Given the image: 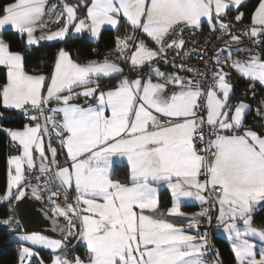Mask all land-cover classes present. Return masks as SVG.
<instances>
[{
    "label": "snow or ice",
    "instance_id": "1",
    "mask_svg": "<svg viewBox=\"0 0 264 264\" xmlns=\"http://www.w3.org/2000/svg\"><path fill=\"white\" fill-rule=\"evenodd\" d=\"M244 4L81 0L87 9L83 18L77 15L81 5L66 2L60 12L48 0H12L0 8V66L6 70L0 122L15 118L6 113L24 117L22 127L0 123L18 153L7 157L8 182L0 201L8 202L11 214L0 224L13 232L24 228L16 218L24 211L14 202L30 192L47 200L53 231L61 236L20 231L17 238L50 249L51 264H206L208 232L200 228L215 220L231 242L235 264H264V225H255V215L264 209V124L260 131L249 127L252 107L232 102L234 84L224 70L227 65L252 88L257 82L264 86V56L241 47L245 38L264 47V0L238 32L225 22L235 11L242 24ZM54 14L63 26L47 32ZM122 21L132 31L114 38L115 60L105 55L81 63L61 48L51 71H26L27 52L41 41L64 40L70 29L98 39L102 26L118 30ZM204 24L224 41L210 50L212 68L202 72L177 64L189 54L184 34L202 32ZM10 30L19 35L22 51L4 39L2 33ZM120 61L129 66L127 73ZM161 63L175 70H161ZM102 79L115 83L103 88ZM255 114L264 121V99ZM121 164L127 166L125 180L114 178ZM162 190L171 197L164 210ZM191 202L201 205L198 212L181 211ZM79 247L86 250L83 256L75 252ZM216 257L213 264H222L218 251ZM34 258L43 264L24 246L18 264H32Z\"/></svg>",
    "mask_w": 264,
    "mask_h": 264
},
{
    "label": "trees",
    "instance_id": "2",
    "mask_svg": "<svg viewBox=\"0 0 264 264\" xmlns=\"http://www.w3.org/2000/svg\"><path fill=\"white\" fill-rule=\"evenodd\" d=\"M11 2L12 0H0V8ZM258 2L259 0H245L244 6L240 9V11L244 13L243 23H250L251 14L254 12ZM85 8L86 7L79 6V11L84 12ZM2 14L3 12L0 11V15ZM236 14L237 13L235 11L230 12L228 14V17L231 21L239 25L241 23L236 22L234 19ZM131 31V27L126 26L122 21L118 30L112 28H104L101 31L99 39L96 41L89 39L87 34H83L82 36L71 35L68 36L65 40L46 42L38 46H33L27 52V59L25 62L26 70L32 72L51 71V63L54 61L57 52L61 48L69 51L71 56L81 63L95 58L103 59L105 55H107L109 59H116L117 54L115 53V51H113V49L115 48L114 38L116 36L131 34ZM2 34L4 39L11 44L12 50H23V43L19 38V35L15 33L14 30L4 31ZM244 47L253 48L254 52H259L262 56H264V47H253V45H251L248 40L247 42H245ZM46 63L48 64V67L44 66ZM224 70H226L227 72H231L230 81L234 84L235 90V95L232 96V102L235 103L239 100H246L251 104L252 111L247 116V123L249 124V127L260 131L259 126L264 124V121L256 118L255 109L258 106L259 101L261 99H264V86L256 83L254 85V88H252L250 87V82L248 80L240 78L238 74L232 71L228 66H225ZM5 79L6 70L2 66H0V83H2ZM116 79H118V77ZM114 83L115 79H102L101 87H111L114 85ZM245 93L247 95H244ZM0 111H3V109L0 108ZM6 114L15 116V118L0 122L3 123L4 127L14 128L21 127L23 125L24 118L19 113L12 112ZM10 150L11 144L9 143V138L4 132L0 131V195L5 192L7 187V157ZM126 172V164L118 165L114 168V177L125 180ZM169 200L170 199L167 194H161L162 204L168 203ZM10 214L11 213L9 211V206L0 205V218H8ZM255 220L258 224L264 225V209L259 210V212L255 215ZM10 235V230L7 227L0 226V264H18V242L11 240ZM214 244L216 246V250L219 252V257L222 261V264H233L234 256L228 243L224 239L215 236ZM85 251L86 250L84 247L75 249L76 254L81 256L85 254ZM42 256L45 261H51L52 254L42 252ZM32 264H36V258L33 259Z\"/></svg>",
    "mask_w": 264,
    "mask_h": 264
},
{
    "label": "built area",
    "instance_id": "3",
    "mask_svg": "<svg viewBox=\"0 0 264 264\" xmlns=\"http://www.w3.org/2000/svg\"><path fill=\"white\" fill-rule=\"evenodd\" d=\"M65 2L66 3L74 2L78 5H81V0H48V6L50 7L51 5L55 4L56 12H60L63 10V4ZM225 20L226 23H229L234 26L232 28L233 32H238L243 26L247 25V23L238 25L233 21H231L228 16L226 17ZM62 23H63V18L60 19L59 23H57L56 15L54 14L52 19L48 21V28L59 26ZM217 35L218 33L210 32L209 28L204 26H203V31L202 32L197 31L195 35L191 33H185L183 38L186 41H189V43H187L186 45L185 51H187L189 54L187 56H183L181 59H177L176 63L177 64L184 63L187 65V67L195 68L202 72L206 70H210L213 65V62L210 61V57L212 56L213 53L210 50L213 48H218L224 43V41H220L216 39ZM225 39H227V37ZM205 41H208V43L206 44ZM245 42H247L246 38L244 39V43L241 45V47H244ZM171 55L172 53H169V56ZM234 55L243 57L241 53H234ZM206 64L208 65V69L205 68ZM160 65H163L167 68H172L171 66H166L163 63H161ZM60 159L61 161H63V156H61ZM43 204L50 209V206L46 199L43 200ZM213 212H215V210H213ZM217 227L218 226L216 225L215 220H213L211 225H208L207 223L204 222H202L201 224L200 231L208 232L209 251L207 255L202 257V259L206 262V264H212L217 259L216 257L217 250L214 244L215 231Z\"/></svg>",
    "mask_w": 264,
    "mask_h": 264
},
{
    "label": "water",
    "instance_id": "4",
    "mask_svg": "<svg viewBox=\"0 0 264 264\" xmlns=\"http://www.w3.org/2000/svg\"><path fill=\"white\" fill-rule=\"evenodd\" d=\"M15 203H19L20 208L24 211V215L17 212V219L24 225L23 230L40 231L49 236L60 238V232L53 231L55 225L53 219L50 218L51 211L43 204V200L34 199L29 192L24 201ZM64 223L65 221L60 218L59 224L63 225Z\"/></svg>",
    "mask_w": 264,
    "mask_h": 264
},
{
    "label": "crops",
    "instance_id": "5",
    "mask_svg": "<svg viewBox=\"0 0 264 264\" xmlns=\"http://www.w3.org/2000/svg\"><path fill=\"white\" fill-rule=\"evenodd\" d=\"M87 2L88 3H90L91 2V0H87ZM67 4H69V5H74V6H76L77 4L76 3H74V2H67ZM77 13H78V15L79 14H81V15H86V13H87V9L85 8V11L84 12H80L79 11V7H77ZM83 18V17H82ZM60 26V25H59ZM61 26H63V23L61 24ZM206 26H208L207 24H204V27H206ZM105 28H107V27H105ZM104 29V28H103ZM102 29V30H103ZM86 32H87V30H84V34H86ZM74 34H76L75 32H74V30H72V29H70V34L68 35V36H71V35H73V36H75ZM67 36V37H68ZM66 37V38H67ZM145 39H146V37H145ZM117 54V53H116ZM73 58V57H72ZM74 59V58H73ZM75 60V59H74ZM159 67L161 68V70H164V71H168V72H171V71H174L173 69H170V68H167V67H165V66H163V65H159ZM128 71H129V66H128ZM127 71V72H128ZM181 75H185L186 73H184V72H181L180 73ZM132 78H135L134 76L132 77ZM22 127V126H21ZM14 128H16V127H14ZM252 130H255V131H258V130H256V129H254V128H252ZM16 154H18L15 150H13V147L11 146V150H10V152H9V155L8 156H10V155H16ZM115 178V177H114ZM7 182H8V177H7ZM7 188V187H6ZM6 191V190H5ZM5 193V192H4ZM4 193L2 194V195H4ZM162 193H164V194H167L168 196H169V202L168 203H166V204H162L161 203V194ZM2 195H0V196H2ZM15 203V202H14ZM0 205H7L8 206V202L7 201H0ZM171 206V197H170V195H169V193L168 192H166V191H161L160 192V208H161V210H164V209H167L168 207H170ZM200 208H201V205L198 203V202H191L190 204H188V205H183L182 206V208H181V211H183V212H185V213H187V214H192V213H196V212H198L199 210H200ZM175 223H177V224H186V221L185 220H183V219H176L175 221H174ZM255 225L256 226H261L260 224H258L257 222H256V220H255ZM190 234H192V235H197V232L195 231V230H193ZM215 236L216 237H218V238H222V239H224L227 243H228V245H229V247H230V244H231V242L229 241V239H228V237H227V234L226 233H224L223 232V228H222V226H218L217 227V229H216V231H215ZM230 249H231V247H230ZM233 254V253H232ZM234 256V255H233ZM213 264V263H212ZM233 264H235V260H234V263Z\"/></svg>",
    "mask_w": 264,
    "mask_h": 264
},
{
    "label": "rangeland",
    "instance_id": "6",
    "mask_svg": "<svg viewBox=\"0 0 264 264\" xmlns=\"http://www.w3.org/2000/svg\"><path fill=\"white\" fill-rule=\"evenodd\" d=\"M78 5V4H77ZM82 6V5H81ZM82 7H84V6H82ZM87 14V13H86ZM77 15H78V13H77ZM86 16V15H85ZM78 17H80V18H82V17H84V15H81V14H79L78 15ZM225 22H226V20H225ZM60 27H62L61 25L60 26H56V27H52V28H48L47 27V29H46V31L47 32H51V31H56V30H58ZM105 27H107V28H112L111 26H109V25H104V26H102V29L103 28H105ZM102 29H101V31H102ZM84 32V31H83ZM83 32H81V33H76V34H74L75 36H82L84 33ZM86 34H87V36H88V38L89 39H91V40H93V41H96V40H98L97 38H95V37H92L91 36V34H90V32H86ZM37 35H40V32L38 31L37 32ZM66 39V38H65ZM64 39V40H65ZM140 39H145V37L144 36H140ZM57 41H61V40H57ZM46 42H56V41H41L40 42V44L39 45H41V44H43V43H46ZM38 46V45H37ZM65 50V49H64ZM65 51H67V50H65ZM69 52V51H68ZM115 53H117V52H115ZM119 54L117 53V56H118ZM241 57V56H240ZM241 58H243V57H241ZM110 60H115V59H110ZM120 63V65H121V67H123L124 69H125V72L127 73V71H128V65L127 64H125L123 61H120L119 62ZM127 68V69H126ZM173 70H175V69H173ZM26 71H28V70H26ZM226 71V70H225ZM29 72H32V71H29ZM172 72V71H171ZM227 72V71H226ZM231 82V81H230ZM258 83V82H257ZM240 101V100H239ZM245 103H248V104H250L248 101H246V100H243ZM251 105V104H250ZM3 219H6V218H0V220H3ZM0 226H3V227H7L9 230H10V237H11V240H13V241H15V242H18V253H19V251L21 250V248L22 247H24V246H29V247H32L33 248V251H35V252H37L38 253V255H39V258L40 259H42L43 260V264H51V261H45L44 260V258H43V256H42V252H45V253H47V254H52V252H51V250L50 249H47V248H43L42 246H32V245H30V243L29 242H23V241H20L17 237H18V234H19V232L20 231H25V230H23V229H21V230H17V232H13L8 226H6V225H2V224H0ZM26 232H28V233H31V232H33V231H26ZM35 232H40V231H35ZM41 234H43V235H46V236H49V235H47V234H45V233H43V232H40ZM50 238H54V239H59V238H55V237H52V236H49Z\"/></svg>",
    "mask_w": 264,
    "mask_h": 264
}]
</instances>
